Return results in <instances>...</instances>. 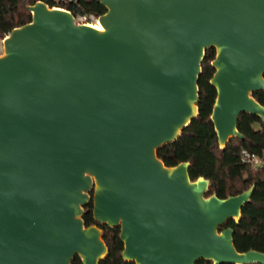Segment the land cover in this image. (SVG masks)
Segmentation results:
<instances>
[{
  "label": "water",
  "instance_id": "95a60500",
  "mask_svg": "<svg viewBox=\"0 0 264 264\" xmlns=\"http://www.w3.org/2000/svg\"><path fill=\"white\" fill-rule=\"evenodd\" d=\"M102 30L43 1L2 40L0 264H98L93 220L118 227L134 264H264L233 229L247 190L206 195L189 163L157 149L196 116L200 63L214 49L210 119L219 147L243 113L264 120V0H96Z\"/></svg>",
  "mask_w": 264,
  "mask_h": 264
},
{
  "label": "trees",
  "instance_id": "16d2710c",
  "mask_svg": "<svg viewBox=\"0 0 264 264\" xmlns=\"http://www.w3.org/2000/svg\"><path fill=\"white\" fill-rule=\"evenodd\" d=\"M43 1L49 7H59L72 12L74 16L93 13L100 16L105 12L96 0H0V39L10 31L31 20L29 5ZM200 63L198 76V110L196 116L180 131V135L169 144L159 147L157 157L164 166L170 167L188 162L190 180L204 177L209 182L206 195L226 198L247 190L253 185L251 199L241 208L238 222L230 219L222 227L233 229V245L239 252L256 250L264 253V120L251 114H241L237 131L242 138L233 136L223 147H219L213 124L209 117L214 103L215 89L209 84L214 72L211 61L214 49L207 48ZM253 98L264 107V91L252 93ZM241 148L261 157V165L252 167L240 161ZM83 221L86 227L97 225L103 233L108 249L107 256L98 264H134L121 258L122 242L118 227L97 223L92 216V203L84 209ZM196 264H212L210 260H198ZM71 264H81L75 257ZM257 264V263H252Z\"/></svg>",
  "mask_w": 264,
  "mask_h": 264
},
{
  "label": "built area",
  "instance_id": "2783aa9c",
  "mask_svg": "<svg viewBox=\"0 0 264 264\" xmlns=\"http://www.w3.org/2000/svg\"><path fill=\"white\" fill-rule=\"evenodd\" d=\"M98 17L99 16H96L93 13L86 12L85 14H79L77 16H74V21L77 24H82V25L101 26L98 22ZM2 40L3 39H1V41ZM239 156H240V161L242 163L251 165L252 167H258L261 165V160H262L261 157L251 152L250 150L248 151L245 148H241L239 152Z\"/></svg>",
  "mask_w": 264,
  "mask_h": 264
},
{
  "label": "rangeland",
  "instance_id": "374dc122",
  "mask_svg": "<svg viewBox=\"0 0 264 264\" xmlns=\"http://www.w3.org/2000/svg\"><path fill=\"white\" fill-rule=\"evenodd\" d=\"M2 54H3V45H2V41L0 39V55H2Z\"/></svg>",
  "mask_w": 264,
  "mask_h": 264
},
{
  "label": "bare ground",
  "instance_id": "6f19581e",
  "mask_svg": "<svg viewBox=\"0 0 264 264\" xmlns=\"http://www.w3.org/2000/svg\"><path fill=\"white\" fill-rule=\"evenodd\" d=\"M92 27L95 28V29H97V30H100V31L102 30V27H101V26H95V25H94V26H92Z\"/></svg>",
  "mask_w": 264,
  "mask_h": 264
}]
</instances>
